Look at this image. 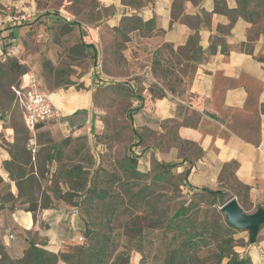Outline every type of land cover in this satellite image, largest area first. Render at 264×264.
<instances>
[{
	"label": "crops",
	"instance_id": "0c3cea01",
	"mask_svg": "<svg viewBox=\"0 0 264 264\" xmlns=\"http://www.w3.org/2000/svg\"><path fill=\"white\" fill-rule=\"evenodd\" d=\"M53 1L0 0V39L4 47L12 40L18 49L17 57L0 58V93L5 94L0 95V245L10 257L22 256L28 242L65 252L82 235L80 214L65 202L55 199L35 216L25 210L9 175L19 171L17 161L9 163L20 152H30L37 173L41 144L36 136L46 128L24 127L12 90L28 70L38 77L43 72L40 57L28 61L23 54L24 36L38 22L53 30L65 23L76 26L92 52L93 64L78 78L79 88L73 83L47 91L78 132L101 128L94 91L124 85L138 163L146 170L151 161L174 163L188 193L227 191L246 213L264 208V18L252 34L256 23L241 12L251 0H150L139 7L123 0H60L53 7ZM18 13L30 15L34 24L13 20ZM110 37L111 59L104 50ZM10 62L28 68L15 71ZM184 66L190 67L185 87L173 93L162 80ZM20 130L27 132L26 140ZM262 235L246 251L253 264H264ZM56 264L66 263L58 259Z\"/></svg>",
	"mask_w": 264,
	"mask_h": 264
},
{
	"label": "rangeland",
	"instance_id": "374dc122",
	"mask_svg": "<svg viewBox=\"0 0 264 264\" xmlns=\"http://www.w3.org/2000/svg\"><path fill=\"white\" fill-rule=\"evenodd\" d=\"M123 1L133 2L139 7L150 0ZM59 3L60 0H54L51 6ZM74 6L79 10L81 4L79 2ZM248 6L247 9L252 10L250 18L256 23L252 29L253 34L260 30L259 22L264 18V0H251ZM91 16L94 14L91 13ZM88 17L89 15L85 18ZM53 29L51 26L41 28L38 22L24 36L26 42L23 54L26 58L29 57L28 61L40 57L43 72L38 78L46 91L77 84L80 75L88 71L93 64L92 52L86 50L82 35L76 26L65 23L60 25L59 29ZM109 42L104 50L111 59V37ZM165 51L167 53L169 49L166 48ZM189 71L190 67L187 66L172 69L168 74L169 81L162 80V83L173 93H179L185 87V77ZM80 86L81 84H77L75 87ZM129 97L128 87L121 84L96 89L94 105L101 128L97 133H91L92 135L89 131L80 130L77 135L68 137L70 143H62V164L68 168L73 164L82 166L86 172L84 175L87 176L86 184L93 176H115L111 184L102 183L110 186L109 190L115 197V212L108 214L105 208L101 212H93L92 209L90 215H85L88 224L110 227L109 234L114 237L117 250L128 251L131 260L137 257V264H185L183 261L188 250L183 245L184 232L193 228L194 224H204L208 227V240L195 247L194 262L186 264H218L216 246H223L227 242L240 256L248 255V246L262 239L264 225L260 226L253 243L246 241V238H249L248 231L230 226L220 209L230 198H234L231 193H188L184 186L183 174L177 173L172 165L167 167L156 161H151L147 170L144 162L140 164L137 161L136 167L139 166L143 170H139L141 175H136L130 170L128 162L134 139L129 118ZM46 128L40 132L42 143L48 139L62 141L66 136L53 124ZM20 131L21 136H26V131ZM44 187V190L66 189L63 181H55L54 177ZM124 187H130L132 194L141 193V199L123 193ZM242 206L247 207L244 202ZM107 207L110 208V205ZM183 207L188 209L184 218L181 215L182 217L175 219V212ZM85 242L86 239L82 241ZM250 260L253 264L251 257Z\"/></svg>",
	"mask_w": 264,
	"mask_h": 264
},
{
	"label": "trees",
	"instance_id": "16d2710c",
	"mask_svg": "<svg viewBox=\"0 0 264 264\" xmlns=\"http://www.w3.org/2000/svg\"><path fill=\"white\" fill-rule=\"evenodd\" d=\"M241 12L244 17L251 19L252 11L248 10L245 4L241 8ZM137 21L140 22L139 19ZM10 67L21 73L25 72V66L19 65L17 62H10ZM25 135L21 136V138L26 140L29 136L28 134ZM68 137L65 136L62 141L48 139L42 143L40 135H37L36 138L40 142L41 147H43H40L36 157L37 173L33 172L30 152H20L14 155L12 162L9 163L17 161L19 163V171L17 174L9 173V175L16 182L19 203L34 216L39 210L50 207L55 199L77 209L80 214L81 236H83L84 240L86 239V242L70 245L65 252H59L58 254L49 252L35 245L34 242H28L22 256L15 258L10 257L4 246L0 245V264H56L58 259H62L66 264H129L130 255L128 251L117 250L115 239L112 234H109L110 227L104 228L102 225L94 224L91 226L86 219L92 209H94L93 212H101L105 208L108 214L115 212V197L109 190L110 186L102 185L103 182L111 184L115 176H109V174H106L105 178L93 176L89 183L86 184L87 176L84 175L86 172L82 166L79 164H73L69 168L64 166L65 164H62L64 148L62 143H70ZM136 146V142L131 145V158L128 166L134 174L141 175V172L136 167L138 155L133 152ZM160 164L162 165V163ZM163 165L169 167L170 165L173 166L174 163ZM53 177L55 181H63L66 185L64 191H56L55 189L44 190V185L51 182ZM41 188L42 191H40ZM123 190V193L129 194V197L136 196L138 199L142 197L141 193L135 192V194H132L130 187H124ZM205 193L216 194L218 190L207 189ZM9 195L5 196L12 197L11 194ZM106 204L110 205V208ZM187 210V208L183 207L176 211L174 214L175 219L182 216L184 218ZM108 220L110 221L111 218H108ZM193 226V228L184 232L183 245L188 250V254L183 262L186 263L194 262L195 247L208 240V227L206 225L194 224ZM216 252V263L218 264H251L249 255L240 256L229 242L223 246L217 245ZM170 261L172 260L170 259Z\"/></svg>",
	"mask_w": 264,
	"mask_h": 264
},
{
	"label": "built area",
	"instance_id": "2783aa9c",
	"mask_svg": "<svg viewBox=\"0 0 264 264\" xmlns=\"http://www.w3.org/2000/svg\"><path fill=\"white\" fill-rule=\"evenodd\" d=\"M13 20L21 22H29L31 16L25 13H19L12 16ZM2 24H0L1 30ZM18 49L15 42L11 41L4 47L0 39V58L4 56L17 57ZM101 68V64L97 65ZM94 70V69H93ZM94 70V73H96ZM14 92L15 102L21 109L23 123L26 128L32 130L37 125L51 124L57 126L66 136L77 135L78 128L72 126L66 119L63 110L58 107L50 97V94L42 87L38 76L32 72L27 71L22 75V80L18 85L12 86ZM74 212H78L73 207ZM83 236H79L78 243H82Z\"/></svg>",
	"mask_w": 264,
	"mask_h": 264
},
{
	"label": "water",
	"instance_id": "95a60500",
	"mask_svg": "<svg viewBox=\"0 0 264 264\" xmlns=\"http://www.w3.org/2000/svg\"><path fill=\"white\" fill-rule=\"evenodd\" d=\"M220 210L230 226L248 231L251 242L255 240L260 226L264 225V208L262 207L246 213L239 206L236 199L230 198Z\"/></svg>",
	"mask_w": 264,
	"mask_h": 264
},
{
	"label": "bare ground",
	"instance_id": "6f19581e",
	"mask_svg": "<svg viewBox=\"0 0 264 264\" xmlns=\"http://www.w3.org/2000/svg\"><path fill=\"white\" fill-rule=\"evenodd\" d=\"M57 106H59L60 108H62V109H63V107H61L60 105H57ZM63 111H64V109H63Z\"/></svg>",
	"mask_w": 264,
	"mask_h": 264
}]
</instances>
